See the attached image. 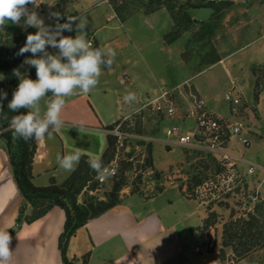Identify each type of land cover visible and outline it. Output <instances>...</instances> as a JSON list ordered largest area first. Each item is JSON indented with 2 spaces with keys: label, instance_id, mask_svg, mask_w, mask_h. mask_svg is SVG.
I'll return each mask as SVG.
<instances>
[{
  "label": "rangeland",
  "instance_id": "1",
  "mask_svg": "<svg viewBox=\"0 0 264 264\" xmlns=\"http://www.w3.org/2000/svg\"><path fill=\"white\" fill-rule=\"evenodd\" d=\"M114 1L44 0L36 9L46 25L56 23L50 18V12L61 13L60 23L68 16L86 18V38L92 46L100 44L105 52L109 49L116 52L111 69L102 68L95 89L88 94L77 90L66 99L61 114L64 124L58 131L64 138L65 153L79 150L81 154L100 159L108 145L103 128L128 113L133 115V131L143 130L157 139L126 140L116 157L117 176L101 184L94 178L78 195V202L95 208L99 201L135 195L127 200L134 204L141 197L160 191L155 199L158 205L176 199L181 193L195 202V217L201 226L194 230V246H199L201 251L189 248L191 264H216V253L219 255L221 251L225 264H264V117L258 111L259 106L264 115V63L255 65L264 59V12L256 9L240 16L231 8L232 3L216 4L211 0H122L118 2V9ZM151 1H157L153 8L165 3L172 5L179 22L165 7L151 13L143 11ZM246 1L264 3L263 0ZM245 5L242 0L238 3L239 7ZM28 7L32 9L31 5ZM185 12L190 17L188 27ZM75 23L73 31H64L63 35L75 37ZM36 31L34 27L24 30L9 23L0 31V41L19 40L24 45L27 35ZM48 51L58 50L49 47ZM31 56L27 53V58ZM235 77L241 78L240 88ZM0 87L6 92L9 89L8 75L2 68ZM177 87L173 98L180 113H186L195 98L202 97L209 108L228 118L232 115L225 95L238 91L239 115L248 133L236 136L230 149L258 166L252 173L246 163L235 162L225 167L215 154L180 145L169 147L160 141L167 137L166 127L178 125L185 130L192 129L195 125L192 119L183 122L178 115L161 118L147 109L133 113L143 101L159 95L162 88ZM128 92H135L137 100L126 103L123 97ZM46 103V99L42 100V107ZM241 137H247L250 145L245 146ZM4 142L1 136L0 144ZM58 145V154L63 155L59 138ZM65 175L62 173L56 179L63 182L69 174ZM51 181L52 178L48 183ZM198 181L201 182L196 184ZM117 183L121 186L119 190ZM183 202L179 199L176 204L184 207ZM251 215L258 220L259 229L253 232L257 240L241 261L232 246H224V226L228 222L244 221ZM207 219L213 222L209 227H206ZM76 233L67 246L70 259L75 242L82 245L83 241L80 233Z\"/></svg>",
  "mask_w": 264,
  "mask_h": 264
},
{
  "label": "crops",
  "instance_id": "2",
  "mask_svg": "<svg viewBox=\"0 0 264 264\" xmlns=\"http://www.w3.org/2000/svg\"><path fill=\"white\" fill-rule=\"evenodd\" d=\"M239 1L228 0L213 3H232L231 8L236 10L240 16L254 12L256 9L264 12V3L260 5L255 1L242 0L246 5L239 7ZM262 63H264V59L259 60L255 65ZM240 79V77H235L237 88H240ZM152 99L143 101L142 105L137 107L133 113ZM211 110L217 113L215 108ZM258 111L264 117L259 106ZM129 114L131 113L127 115ZM119 117L103 128L108 135L107 148L100 158L103 164L106 163L104 160L109 147V139L113 138L107 129L118 122ZM58 138L62 141L64 155L66 146L64 138L62 139L58 131L53 133L52 139L36 140L37 148L32 163V180L38 186H48L53 181L61 184L74 172L64 169L63 172L58 171L60 168L56 163L59 148ZM129 149L130 147H127V151ZM118 154L119 152L116 150L115 156L107 165L115 164ZM89 158L93 157L83 153L76 168L83 159L88 161ZM62 173L66 174L65 176L69 175L63 182H59L56 177ZM51 178L52 181L48 183ZM159 193L160 191L147 198L141 197L140 201L134 204L128 201L135 195L126 199L122 198L120 203L113 208L88 220L76 231V235L80 233L83 241L82 245L75 242L73 257L79 258L84 253H89L87 264H191L189 248L192 247L196 252H200L196 250L199 246H194L195 227L198 230L201 227L195 217L196 204L179 192L178 195L181 197L177 195L176 199L174 197L166 203L156 205L155 199ZM179 199L185 201L183 202L186 206H184L185 209L176 204ZM23 203L24 197L14 177L10 156L4 142L3 145L0 144V228L11 227L8 229L12 236L10 248L13 251L10 264H64L60 237L65 229V209L55 205L43 217L18 225L17 218ZM216 255L218 257L216 264H225L217 253Z\"/></svg>",
  "mask_w": 264,
  "mask_h": 264
},
{
  "label": "clouds",
  "instance_id": "3",
  "mask_svg": "<svg viewBox=\"0 0 264 264\" xmlns=\"http://www.w3.org/2000/svg\"><path fill=\"white\" fill-rule=\"evenodd\" d=\"M44 0H0V31L9 23L22 27L37 29L29 33L25 44L17 55L31 53L24 64L36 70V79H31L13 70L19 83L8 101L9 111L18 113L9 123L13 139L37 141L53 138V133L61 129L64 124L62 111L66 106V99L77 93L88 94L99 84L102 68L111 69L116 52L109 49L105 52L100 47H93L86 38L87 19L68 16L64 23H60L62 16L59 12H50L54 18V25H46L38 14ZM29 5L32 9H29ZM78 21V23H75ZM75 23L76 36H65L64 31H73ZM57 49L55 53L48 48ZM7 92L0 90V118L7 120L4 114L3 101L7 99ZM47 100L42 107L41 101ZM126 103L137 100L135 92H128L124 97ZM25 110V111H21ZM81 152L76 150L64 155H57L56 162L61 169L72 172L81 160ZM89 167L97 174L100 181L115 174V169L105 166L99 158H89ZM0 228V264H10L13 251L10 248L12 236L8 229Z\"/></svg>",
  "mask_w": 264,
  "mask_h": 264
},
{
  "label": "trees",
  "instance_id": "4",
  "mask_svg": "<svg viewBox=\"0 0 264 264\" xmlns=\"http://www.w3.org/2000/svg\"><path fill=\"white\" fill-rule=\"evenodd\" d=\"M119 1L121 2L122 0L114 1L117 9L119 8ZM155 2L157 1H151V3L145 5L143 11L151 13L165 7L170 11L174 19L179 22V15L174 11L172 5L170 6L165 3L163 5L159 4L153 8ZM186 15V27H188L190 17L185 12L183 16ZM0 44V68L7 73L9 78V89L7 90L8 96L7 99L3 101L4 114L7 115L8 119L5 120L0 118V128H2L8 127L11 118L18 114L9 111L7 108L8 101L12 99V93L19 83L18 78L13 74V70L19 68L21 73L27 75L31 79H36V70L32 66L24 64V61L27 58V53L24 55H17L19 49L23 46L21 41H13L9 39L7 41H0ZM95 47L102 48L100 44L94 45V48ZM257 98H259V95H257ZM135 132H140L142 134L146 133L143 130H135ZM2 136L5 138V146L10 156V164L14 177L24 197V203L19 211L18 225L23 222H33L43 217L55 205L61 206L66 211L65 229L60 237V247L62 248L64 256V264H87L89 253L85 254L82 258L72 257L70 259L67 256V246L70 242L71 236L78 228L84 226L88 220L113 208L120 203V200L116 197L117 200L99 201L98 206L95 208L92 207V204L87 206L78 202V195L86 187L87 183L91 182L97 176V174L89 167L85 159L82 160L76 170L61 184H58L55 181L48 186H38L34 184L32 180V163L37 148L36 140L30 139L25 141L23 139H13L11 129L5 132ZM116 145V139L114 137L110 138L109 147L105 153V166L115 156ZM150 152H152V148H150ZM200 182L201 181H198L196 184H199ZM117 184L119 185V183ZM118 185L117 189L119 190L121 186ZM212 223L213 222L210 219H207L206 227H209ZM258 229V220L254 215L245 218L244 221L239 220L228 222L224 226V246H232L238 259H244L252 251L253 244L256 243L255 241L257 238H255L253 232ZM235 242L238 244H235ZM219 255L221 259H224L222 251Z\"/></svg>",
  "mask_w": 264,
  "mask_h": 264
},
{
  "label": "built area",
  "instance_id": "5",
  "mask_svg": "<svg viewBox=\"0 0 264 264\" xmlns=\"http://www.w3.org/2000/svg\"><path fill=\"white\" fill-rule=\"evenodd\" d=\"M211 1L221 2L228 0ZM125 81L126 80H122V82ZM176 89H178V87L172 90H161L159 96L144 104L134 113H140L142 110L147 109L153 114L159 115L161 118L165 115L169 117H175L178 115L182 118L181 120L183 122L187 119H192L195 124L192 129L185 130V128L178 125L166 127L164 133L167 137L160 141L169 147L172 145H180L186 149L206 151L215 154L220 164L225 167L233 166L235 162L246 163L249 166V172L252 173L258 166L255 163L249 162L243 157L236 155L230 149V144L234 142L236 136L241 135L243 132L248 133L246 130L247 125L239 115L238 108L241 103V98L238 91L237 93L229 91L225 95L226 101L230 105L232 115V118H228L212 111L202 97H196L194 104L187 110V112L180 113L173 98V93ZM133 122V115H127L107 129V132L116 139V150L118 152L121 147L125 146L124 143L130 139L141 138L150 142L157 140L153 136L133 131ZM9 129V126L0 128V137ZM240 140L245 146L250 145V140L247 137H241ZM106 166L110 169H115V174L103 181H100L97 178V181L100 184L106 182L109 178H114L118 173L116 164ZM196 250L201 251V248L197 247Z\"/></svg>",
  "mask_w": 264,
  "mask_h": 264
},
{
  "label": "water",
  "instance_id": "6",
  "mask_svg": "<svg viewBox=\"0 0 264 264\" xmlns=\"http://www.w3.org/2000/svg\"><path fill=\"white\" fill-rule=\"evenodd\" d=\"M172 40H170V42H171Z\"/></svg>",
  "mask_w": 264,
  "mask_h": 264
}]
</instances>
